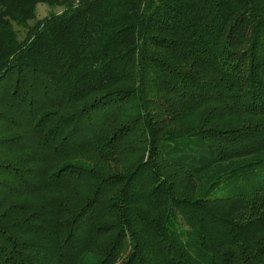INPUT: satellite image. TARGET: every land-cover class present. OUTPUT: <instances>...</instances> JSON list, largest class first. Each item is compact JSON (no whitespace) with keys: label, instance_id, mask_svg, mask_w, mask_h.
<instances>
[{"label":"trees","instance_id":"trees-1","mask_svg":"<svg viewBox=\"0 0 264 264\" xmlns=\"http://www.w3.org/2000/svg\"><path fill=\"white\" fill-rule=\"evenodd\" d=\"M0 264H264V0H0Z\"/></svg>","mask_w":264,"mask_h":264},{"label":"rangeland","instance_id":"rangeland-1","mask_svg":"<svg viewBox=\"0 0 264 264\" xmlns=\"http://www.w3.org/2000/svg\"><path fill=\"white\" fill-rule=\"evenodd\" d=\"M62 9H63V6H61L60 4L50 5L47 3H39L36 6L37 18H43L44 16L48 15L51 12H59ZM22 35H23V32H22Z\"/></svg>","mask_w":264,"mask_h":264}]
</instances>
